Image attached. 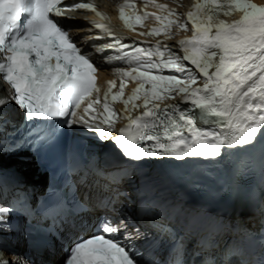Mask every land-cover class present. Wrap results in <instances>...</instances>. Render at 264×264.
Segmentation results:
<instances>
[{
  "label": "snow or ice",
  "instance_id": "6c2138e0",
  "mask_svg": "<svg viewBox=\"0 0 264 264\" xmlns=\"http://www.w3.org/2000/svg\"><path fill=\"white\" fill-rule=\"evenodd\" d=\"M144 2L145 7L151 5L156 11L137 14L133 0H122L119 18L124 27L135 31L152 19L155 26L137 34L171 38L173 27L187 30L190 24L191 38L179 41L177 52L159 42L148 47L129 46L122 42L126 38L116 36L108 23L82 22L84 26L77 30L94 28L98 34L74 39L70 33L77 22L67 13L90 11L102 21L108 19L87 0H0V77L13 90L9 100H0V196L15 193L11 204L0 203V233L12 230L13 215L50 221L47 234L60 240L62 246L66 238L69 240L62 264L165 261L155 258L163 242L135 225L129 231L130 217L118 221L108 215L98 217L92 225L95 230L87 237L73 238V230L88 227L82 218L88 206L79 198L75 184L55 188L53 196L38 210L30 205L28 192L12 162L25 149L38 153L53 146L57 118H63L61 128L79 126L86 132L98 133L100 141L111 139L127 158L107 175L100 168L92 169L107 181H93L100 190L96 206L105 209L126 195L118 185L131 180L132 170L153 161L187 163L193 158L219 163L224 155L259 151L264 167V5L252 0H194L182 23L180 14L167 5L156 0ZM233 14H238L239 19L231 23L221 19ZM105 36L110 38L108 42L90 44L88 49L94 48L104 62H124L129 67H114L119 85L109 81L101 102L96 83L100 68L92 59L93 53L83 49L79 40H103ZM105 49L110 51L106 53ZM129 81L137 86L125 97ZM177 99L180 103L161 107L165 101ZM11 102L27 131L22 132L7 118ZM115 102L123 104L122 113L113 110ZM182 104L190 107H181ZM196 110L199 120L211 127L197 126L193 114ZM134 111L139 114L133 116ZM120 119L128 123L113 136ZM237 171L243 174L245 168L238 166ZM80 182L88 185L87 173ZM136 193L145 202V215L168 217L165 191L147 187L137 188ZM197 224L195 219L189 221L185 231L193 230ZM159 230L169 232L164 225ZM170 236V255L174 259L167 264H186L183 237ZM132 239L143 240L151 250L145 261L139 259L143 253L127 243ZM258 264H264V257Z\"/></svg>",
  "mask_w": 264,
  "mask_h": 264
},
{
  "label": "bare ground",
  "instance_id": "6f19581e",
  "mask_svg": "<svg viewBox=\"0 0 264 264\" xmlns=\"http://www.w3.org/2000/svg\"><path fill=\"white\" fill-rule=\"evenodd\" d=\"M164 1H167V0H164ZM181 3H184L186 2L187 0H180ZM264 1V0H263ZM262 0H252L253 3H256L258 5H264V2ZM170 8H173V7H176L177 8V13L180 14V21L183 23L184 19L180 13V10H181V4H178L177 2H171V4H169ZM136 11L139 13V14H142V12L144 13L145 11L149 12L150 11H156L155 8H153L151 5H149L148 7H145V4H141V5H138L136 6ZM142 11V12H141ZM236 14H233L231 16H222L221 19H224L226 20L227 22L230 21V20H233L234 16ZM145 27H139L140 29H142L144 32H147L151 27L155 26V22L152 20V19H149L148 21L145 22ZM189 29L187 28V30H180V29H177L176 27H173L172 28V35H171V38H168L166 36H159V37H150L151 39H154V40H159L161 42H163L164 44L165 43H170L172 41H174L175 39H178V38H182L184 36H188L189 35ZM77 34L78 33H84L83 31L82 32H76ZM102 66L104 67L105 71L101 72L100 73V80L101 82H106L107 85L105 87L108 86V82L111 81V80H115L116 81V84L117 86L119 85V77L117 76H114L115 72L113 71L114 67L111 68L112 65H108L104 62H101ZM202 80V78H201ZM136 83L135 82H132V81H129L127 82V86L125 88V97H127L128 95H130L133 91V89L136 87ZM197 86H202V84H198ZM104 87V88H105ZM115 92L117 91L116 88L113 89ZM176 101H179L178 99L177 100H167L165 101L162 105H166L168 103H172V102H176ZM124 111V106L123 104L119 103L118 106H117V111L118 113H122ZM139 112H136L134 111L132 113L133 116L137 115ZM196 117H197V121H198V127H202V128H208V127H211V125H205L203 124L200 120H199V111L196 110L194 113H193ZM125 122H128L126 119H120L117 121L116 125H115V131L118 130V128L123 125ZM105 142H108L107 141H102L101 144L104 145ZM181 163H183V168L184 169H188L190 168V165L187 164L186 162L184 161H181ZM168 169H166L167 171ZM186 171V170H184ZM183 176V175H182ZM10 261L12 264H17V261L15 260L16 258L15 257H12V256H9V255H6V258L3 259V261Z\"/></svg>",
  "mask_w": 264,
  "mask_h": 264
},
{
  "label": "rangeland",
  "instance_id": "374dc122",
  "mask_svg": "<svg viewBox=\"0 0 264 264\" xmlns=\"http://www.w3.org/2000/svg\"><path fill=\"white\" fill-rule=\"evenodd\" d=\"M263 1V0H262ZM264 2V1H263Z\"/></svg>",
  "mask_w": 264,
  "mask_h": 264
}]
</instances>
